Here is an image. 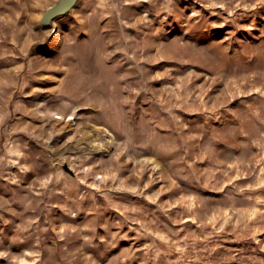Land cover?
<instances>
[{"label": "rangeland", "instance_id": "1", "mask_svg": "<svg viewBox=\"0 0 264 264\" xmlns=\"http://www.w3.org/2000/svg\"><path fill=\"white\" fill-rule=\"evenodd\" d=\"M55 1L0 0V264H264V0Z\"/></svg>", "mask_w": 264, "mask_h": 264}, {"label": "water", "instance_id": "2", "mask_svg": "<svg viewBox=\"0 0 264 264\" xmlns=\"http://www.w3.org/2000/svg\"><path fill=\"white\" fill-rule=\"evenodd\" d=\"M79 1L80 0H56L43 13L40 19L42 25H44L46 28L50 27L56 18L71 12L77 6ZM64 168L71 174H74V171L69 167L68 164H65Z\"/></svg>", "mask_w": 264, "mask_h": 264}]
</instances>
